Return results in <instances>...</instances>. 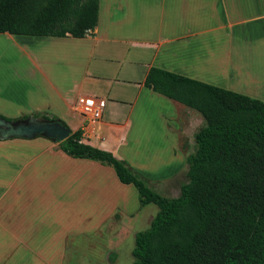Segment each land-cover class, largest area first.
<instances>
[{
	"label": "crops",
	"instance_id": "crops-1",
	"mask_svg": "<svg viewBox=\"0 0 264 264\" xmlns=\"http://www.w3.org/2000/svg\"><path fill=\"white\" fill-rule=\"evenodd\" d=\"M256 22L264 31V0H99L97 24L84 37L30 36L17 41V46L28 48L30 61L29 88L22 93L29 104L25 102L26 110L21 111L35 112L29 117L38 118L43 117L37 113H49V117L64 121L71 132L81 128L83 142L127 159L129 164L133 158L163 159L166 175H173L177 170L175 162L184 154L181 136L198 113L146 87L143 82L149 68L159 67L218 87L236 88L224 80V65L238 63L232 51L234 40L224 45V35L218 40L211 36L216 31L231 34L236 30L245 35L249 31L245 25ZM246 42L243 39L239 44ZM253 43L250 46L257 44ZM232 70L225 69L231 80ZM88 96L95 97L101 105L99 119L80 113L77 100ZM151 110L156 111L159 121L153 123ZM38 142H44L46 148L37 151ZM52 142L42 135L0 138V240L26 245L29 253L23 254L28 256L31 250H40L33 241L45 236V226H49L46 214H53L46 209L67 208L70 202L84 200L69 197L68 191L77 186L70 184V174L64 169L71 156L59 147L57 151L49 150ZM194 149L195 141L191 152ZM81 159H86L93 169L107 170L103 166L106 164ZM136 168L140 174L144 170ZM41 176L54 183L53 187L66 190L60 194L63 200H36L32 196V184ZM87 183L82 184L84 191H106V187ZM107 196L104 194L100 200H109ZM120 204L122 219L127 215L132 219L140 210L130 209L126 201ZM116 207L110 206L105 218ZM130 212L135 214L129 217ZM33 219L40 221L35 223ZM0 264H5L3 252Z\"/></svg>",
	"mask_w": 264,
	"mask_h": 264
},
{
	"label": "trees",
	"instance_id": "trees-1",
	"mask_svg": "<svg viewBox=\"0 0 264 264\" xmlns=\"http://www.w3.org/2000/svg\"><path fill=\"white\" fill-rule=\"evenodd\" d=\"M98 2L0 0V33L81 38L97 24ZM143 84L204 119L178 196L161 194L125 159L83 142L81 128L58 143L71 157L111 166L141 206L157 205L149 226L135 233L131 264H264V100L154 66Z\"/></svg>",
	"mask_w": 264,
	"mask_h": 264
},
{
	"label": "rangeland",
	"instance_id": "rangeland-1",
	"mask_svg": "<svg viewBox=\"0 0 264 264\" xmlns=\"http://www.w3.org/2000/svg\"><path fill=\"white\" fill-rule=\"evenodd\" d=\"M257 10L260 12L259 9ZM259 23L246 24L245 26L248 27L249 31H246L245 35L237 30L231 34L216 31L211 37L218 40L224 35V45L234 40L232 51L238 58V63L224 65V80L233 83L231 85L236 86V88H224L233 91L239 90L237 92L264 100V31H261L262 27ZM9 35L0 33V116H9L8 118L13 120L36 114L35 112L21 111L26 110V105L29 104L26 102L27 96L22 93L28 91L29 88L30 61L28 48H22L21 45L17 46V41L32 37ZM243 39L247 40L246 44H239ZM251 41L257 42V44L250 46ZM260 41L262 43H259ZM227 67L233 69L231 73L233 80L230 78V73L225 71ZM238 85H242L243 88L240 89ZM10 91H20V93L14 92L12 94ZM155 112L154 110L152 112V118L155 119L153 123L159 121ZM37 115L48 116L49 113H37ZM191 124L185 134L181 136L184 154L181 159L175 162L177 170L173 175H166L168 170L163 167L165 162L163 159L143 161L133 158L130 164L125 159L137 172L139 169L136 166H141L145 170L140 171L141 175L147 180L149 186L167 197L178 196L180 186L188 180L185 159L187 153L194 148L195 133L204 124L202 116L198 113ZM54 142H52L53 146L49 150L57 151L59 149L58 144ZM41 145L39 142L37 143V151L46 148L44 145L40 147ZM69 159L67 167L64 169L65 171L68 170L70 174L69 181L71 183H69H74L77 186L71 188L68 195L72 200H76L77 196L82 197L84 198L83 202H70L67 208L46 209L50 210L49 213L52 211L54 216L52 213L46 214L45 219L49 226H45L47 229L44 231L43 239L33 241L40 250H31V256L23 254L25 251L28 252L25 248L26 245L19 246V242L13 240H0V253L3 252L4 254L5 264H131L133 261L132 249L135 233L149 226L151 219L158 210L157 205L141 206L135 187L131 184L121 183L111 166L103 165L107 168L106 171H103L91 168L86 159L71 157ZM59 180L60 176L57 178V183H60ZM84 183L89 186L106 187V191L103 193L94 188H90V191H84ZM53 184L47 177L41 176L32 184L35 186L30 190H33L32 196L36 200H63L60 198V194L66 193V190L61 187L60 189L53 187ZM104 194L108 195L109 200H100ZM94 197L97 198L94 200ZM125 201L130 209L134 211L140 209L132 219L128 218V215L122 219L124 212L120 203ZM112 205H117L116 209L109 217L105 218L107 215L105 213L111 209L109 207ZM41 208L43 210V207ZM134 214L135 212L131 213L129 217ZM51 216L53 217L51 218ZM103 218L104 220H102ZM39 221L33 219L35 223H39ZM58 230H60V234H58ZM64 242L67 244L66 247Z\"/></svg>",
	"mask_w": 264,
	"mask_h": 264
},
{
	"label": "water",
	"instance_id": "water-1",
	"mask_svg": "<svg viewBox=\"0 0 264 264\" xmlns=\"http://www.w3.org/2000/svg\"><path fill=\"white\" fill-rule=\"evenodd\" d=\"M71 130L57 120L28 117L24 120H6L0 116V138L46 136L56 143L69 137Z\"/></svg>",
	"mask_w": 264,
	"mask_h": 264
},
{
	"label": "built area",
	"instance_id": "built-area-1",
	"mask_svg": "<svg viewBox=\"0 0 264 264\" xmlns=\"http://www.w3.org/2000/svg\"><path fill=\"white\" fill-rule=\"evenodd\" d=\"M77 104L80 108V113L90 119H99L102 116L101 105L98 104L95 97H79Z\"/></svg>",
	"mask_w": 264,
	"mask_h": 264
}]
</instances>
